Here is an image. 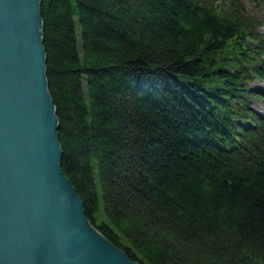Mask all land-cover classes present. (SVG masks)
I'll use <instances>...</instances> for the list:
<instances>
[{
	"label": "trees",
	"instance_id": "obj_1",
	"mask_svg": "<svg viewBox=\"0 0 264 264\" xmlns=\"http://www.w3.org/2000/svg\"><path fill=\"white\" fill-rule=\"evenodd\" d=\"M255 7L248 8L249 2ZM61 167L142 264H264V0H40Z\"/></svg>",
	"mask_w": 264,
	"mask_h": 264
},
{
	"label": "water",
	"instance_id": "obj_2",
	"mask_svg": "<svg viewBox=\"0 0 264 264\" xmlns=\"http://www.w3.org/2000/svg\"><path fill=\"white\" fill-rule=\"evenodd\" d=\"M58 127L40 0H0V264H142L89 221Z\"/></svg>",
	"mask_w": 264,
	"mask_h": 264
},
{
	"label": "rangeland",
	"instance_id": "obj_3",
	"mask_svg": "<svg viewBox=\"0 0 264 264\" xmlns=\"http://www.w3.org/2000/svg\"><path fill=\"white\" fill-rule=\"evenodd\" d=\"M255 3L250 1L248 4V8L252 9ZM262 19L264 20V12L261 14ZM262 30H264V27L262 28ZM250 85L256 90V92L262 93L264 94V79L261 77H257L255 79H253L250 82ZM252 100V106L254 107L255 110H257L259 113H261L262 115H264V100L262 99V97L259 96H255L253 98H251Z\"/></svg>",
	"mask_w": 264,
	"mask_h": 264
}]
</instances>
